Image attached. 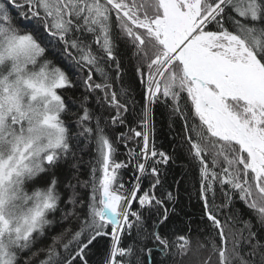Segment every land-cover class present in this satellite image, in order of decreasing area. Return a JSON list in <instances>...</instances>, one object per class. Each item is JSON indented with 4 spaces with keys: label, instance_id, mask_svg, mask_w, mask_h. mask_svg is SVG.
<instances>
[{
    "label": "snow or ice",
    "instance_id": "obj_1",
    "mask_svg": "<svg viewBox=\"0 0 264 264\" xmlns=\"http://www.w3.org/2000/svg\"><path fill=\"white\" fill-rule=\"evenodd\" d=\"M100 245L95 264H264V0H0V264Z\"/></svg>",
    "mask_w": 264,
    "mask_h": 264
},
{
    "label": "trees",
    "instance_id": "obj_2",
    "mask_svg": "<svg viewBox=\"0 0 264 264\" xmlns=\"http://www.w3.org/2000/svg\"><path fill=\"white\" fill-rule=\"evenodd\" d=\"M136 91V99L139 100V88L138 86H133ZM129 119H133L130 115ZM133 126H135L133 124ZM180 131V125L177 123L173 125L172 128L169 127V122L164 114V110L162 108L157 110L156 113V125H155V140L158 147H161L164 150L171 151L172 148L176 147V140L178 139V133ZM85 161L89 160L90 157L88 155L84 156ZM183 159L177 161V165H174L170 174H169V181L173 176L179 178L183 174V167H184ZM188 187L189 191H193L190 185L185 184L181 186L180 189V203L177 205V211L179 212L180 218L183 219L184 213H189L190 215H199L200 206L197 203L193 191V197L190 200L188 193L184 191V188ZM103 245L98 246V249L94 250L92 255L93 264L99 259L100 254L102 252Z\"/></svg>",
    "mask_w": 264,
    "mask_h": 264
}]
</instances>
